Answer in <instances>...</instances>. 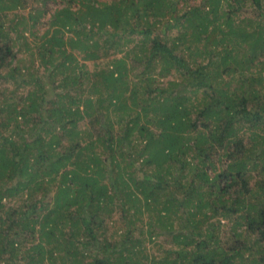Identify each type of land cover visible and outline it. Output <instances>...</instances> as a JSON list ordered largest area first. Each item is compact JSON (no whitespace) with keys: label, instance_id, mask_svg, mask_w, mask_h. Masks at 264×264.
I'll return each instance as SVG.
<instances>
[{"label":"trees","instance_id":"16d2710c","mask_svg":"<svg viewBox=\"0 0 264 264\" xmlns=\"http://www.w3.org/2000/svg\"><path fill=\"white\" fill-rule=\"evenodd\" d=\"M263 6L0 0V264H264Z\"/></svg>","mask_w":264,"mask_h":264},{"label":"rangeland","instance_id":"374dc122","mask_svg":"<svg viewBox=\"0 0 264 264\" xmlns=\"http://www.w3.org/2000/svg\"><path fill=\"white\" fill-rule=\"evenodd\" d=\"M264 7V6H263ZM246 11H252V12H255V7L254 6H251L250 4H246V6H245V9H244V13L246 12ZM242 14V17H245L246 15L245 14ZM94 66H93V64L92 63H88V68L89 69H92ZM201 96H199V97H197V98H200ZM118 229H120V227L118 228ZM114 229H112V230H107V232L104 234V236L105 237H108V238H110V236H111V233H112V231H113ZM122 233V232H121ZM116 239H118V238H116Z\"/></svg>","mask_w":264,"mask_h":264}]
</instances>
